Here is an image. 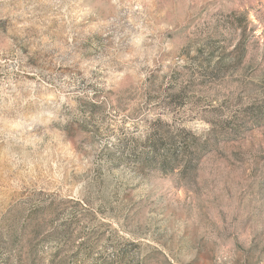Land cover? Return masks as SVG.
Listing matches in <instances>:
<instances>
[{
	"label": "rangeland",
	"instance_id": "1",
	"mask_svg": "<svg viewBox=\"0 0 264 264\" xmlns=\"http://www.w3.org/2000/svg\"><path fill=\"white\" fill-rule=\"evenodd\" d=\"M0 264H264V0H0Z\"/></svg>",
	"mask_w": 264,
	"mask_h": 264
},
{
	"label": "trees",
	"instance_id": "2",
	"mask_svg": "<svg viewBox=\"0 0 264 264\" xmlns=\"http://www.w3.org/2000/svg\"><path fill=\"white\" fill-rule=\"evenodd\" d=\"M171 163H172L171 160L166 159V160H164V162L162 163V166H163L164 169H166V167H168Z\"/></svg>",
	"mask_w": 264,
	"mask_h": 264
}]
</instances>
